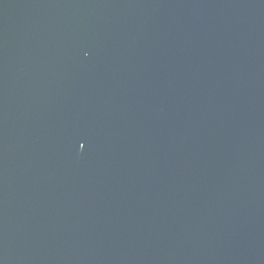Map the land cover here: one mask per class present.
Here are the masks:
<instances>
[{"label": "water", "instance_id": "1", "mask_svg": "<svg viewBox=\"0 0 264 264\" xmlns=\"http://www.w3.org/2000/svg\"><path fill=\"white\" fill-rule=\"evenodd\" d=\"M0 264H264V0H0Z\"/></svg>", "mask_w": 264, "mask_h": 264}]
</instances>
